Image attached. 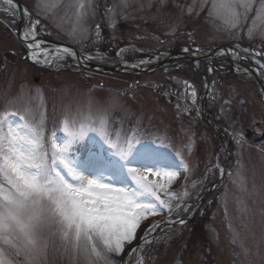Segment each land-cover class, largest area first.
<instances>
[{"label":"rangeland","instance_id":"obj_1","mask_svg":"<svg viewBox=\"0 0 264 264\" xmlns=\"http://www.w3.org/2000/svg\"><path fill=\"white\" fill-rule=\"evenodd\" d=\"M23 2L39 18L46 36L82 46L101 45L104 41L99 11L93 14L92 0H50L56 7L40 10L39 15L37 0ZM80 2L85 5L80 10L82 16L78 15ZM99 2L104 26L111 27L108 42L123 35L128 43L162 51L160 56L144 55L124 48L119 52L122 64L136 67L157 64L166 57L172 43H179L175 51L187 49L186 52L198 53L230 46L242 53L244 61L252 63L264 83V22L256 21L252 38L248 35L254 10L247 20L242 18L231 29L225 22L227 11L213 9V4L220 0H165L163 4L161 0H128L127 7L122 0ZM259 5L260 0H254V8ZM87 9L92 13L85 20ZM122 19L133 27L125 31L112 27ZM86 25L94 27L92 36L87 38ZM1 26L0 23V34L6 37L12 34L15 42L17 29L12 33ZM9 44L12 43L0 40V110L30 107L33 115L43 116L51 127L65 110L86 113L91 105L95 112L116 101V106L110 109V126L114 124L117 130L129 133L139 128L145 136L166 134L174 150L180 151L189 165V171L181 170L169 189L180 197V202L179 198L171 202L176 206L172 214L165 211L143 220L132 243H125L123 253L118 256L108 254L109 260L120 263L129 246L163 223L164 232L159 240L165 241L157 248L154 243L147 246L138 264H147L149 255L150 264H264V141L254 143L253 139L244 138L247 128L258 134L264 130V124L257 123L264 118V97L250 73L240 74V68H232L221 54L197 62L209 85L202 95L206 82L195 72L192 62L182 61L179 66L135 76L101 73L81 70L69 56L54 51H47L51 63L42 66L41 61L34 62L28 57L17 42L13 46L17 61L7 63L3 60V50L12 47ZM103 57L102 63L115 61L114 56ZM42 59H45L43 55ZM181 68L184 70L179 71ZM233 71L239 75L235 76ZM35 77L40 80L35 82ZM97 84L104 86L99 88ZM108 86L127 88V91L119 94L108 90ZM193 90L195 97L191 95ZM203 98L206 106L215 110L214 116L220 125L218 132L210 121L199 118ZM221 174L217 188L209 191L208 185ZM203 194L207 196L202 206ZM187 197L193 202L181 204V199ZM181 219L183 224L178 222ZM10 258L13 264H27L23 253ZM35 264H106V261L90 251L65 252L58 240L49 239L46 254Z\"/></svg>","mask_w":264,"mask_h":264},{"label":"snow or ice","instance_id":"obj_2","mask_svg":"<svg viewBox=\"0 0 264 264\" xmlns=\"http://www.w3.org/2000/svg\"><path fill=\"white\" fill-rule=\"evenodd\" d=\"M3 4L7 7L0 5V10L9 14L21 10L16 0ZM122 4L127 7L128 0ZM36 7L39 15L56 5L37 0ZM84 7L78 3V15ZM217 8L227 11L225 22L231 29L254 10L249 38L256 21L264 22V0L255 8L254 0H220L213 4ZM39 23H32L25 40L35 41ZM28 48L39 49L40 44L30 43ZM62 51L76 56L71 48ZM41 55L44 63H51L46 50L29 53L34 62H40ZM191 95L195 97L194 90ZM115 106L112 101L95 112L91 105L86 113L65 110L51 127L30 107L0 110V264H13L10 257L22 253L27 264H35L46 254L49 239L58 240L65 252L90 251L106 264H115L108 254L123 253L143 220L165 211L172 214L171 202L179 197L169 189L181 170L189 171L188 163L166 134L145 136L139 128L129 133L110 126V109ZM191 147L187 145L189 154Z\"/></svg>","mask_w":264,"mask_h":264},{"label":"bare ground","instance_id":"obj_3","mask_svg":"<svg viewBox=\"0 0 264 264\" xmlns=\"http://www.w3.org/2000/svg\"><path fill=\"white\" fill-rule=\"evenodd\" d=\"M230 54L229 56L235 60L237 59L238 55L236 52H231L229 51ZM164 225L162 224V226L160 225L159 227H156L152 232L148 233L144 238V240H142L139 243L134 244L131 249L128 251L127 255L121 260L120 264H136V258L137 256H139L141 254V251L143 250V248L145 247L146 243L149 240L152 239H156L157 236L161 233L162 229H163ZM135 248V251H132V249ZM137 252L136 255H134V253Z\"/></svg>","mask_w":264,"mask_h":264}]
</instances>
